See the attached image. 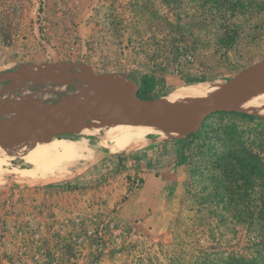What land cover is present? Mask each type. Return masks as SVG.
<instances>
[{"label":"rangeland","instance_id":"rangeland-1","mask_svg":"<svg viewBox=\"0 0 264 264\" xmlns=\"http://www.w3.org/2000/svg\"><path fill=\"white\" fill-rule=\"evenodd\" d=\"M261 60L264 0H0V72L88 69L117 74L136 91L148 75L154 88L140 92L159 98L185 79L223 85ZM11 82L0 81V101L29 82L32 98L2 109L86 88ZM243 112L252 114L210 115L194 137L150 134L124 153L94 135H58L83 140L91 154L50 163L52 174L9 159L0 173V264H225L229 253L253 256L260 247L248 238L262 241L263 229L239 223L229 199L264 196V118ZM133 114L112 111L108 121Z\"/></svg>","mask_w":264,"mask_h":264},{"label":"water","instance_id":"water-1","mask_svg":"<svg viewBox=\"0 0 264 264\" xmlns=\"http://www.w3.org/2000/svg\"><path fill=\"white\" fill-rule=\"evenodd\" d=\"M262 76L264 60L253 63L231 76L224 82L221 90L206 103L193 109H184L162 104L157 98L143 97L134 88L118 84L110 74L88 69L63 70L55 73L28 69L2 71L0 81L27 80L54 84L96 82L101 86L103 93L87 102H71L62 98L45 103H28L18 109L0 108V114L9 115L0 117V138L18 131L16 135L18 137L29 136L35 141L48 142L58 135L72 132L85 120L95 117L108 120L110 112L129 109L134 111L133 118L146 115L160 126L188 133L199 129L210 115L225 110L228 103L241 90ZM40 116H47L57 124L33 126L27 123L29 119Z\"/></svg>","mask_w":264,"mask_h":264},{"label":"bare ground","instance_id":"bare-ground-1","mask_svg":"<svg viewBox=\"0 0 264 264\" xmlns=\"http://www.w3.org/2000/svg\"><path fill=\"white\" fill-rule=\"evenodd\" d=\"M47 72L55 73L56 69H47ZM110 77L122 86L127 85L117 74H110ZM20 81L24 80L13 81L11 84H15ZM32 83L33 82L24 84L15 97L12 92H5V97L0 101V104L1 102H10L15 98L31 100L32 91L29 89L32 86ZM82 83H84L86 88L74 96H67L63 99L71 102H87L103 93L101 86L96 82ZM63 85L67 84H54L53 88L55 90H60L63 88ZM222 87V83L218 80L193 81L177 85L167 94L157 98V100L165 105L184 109H193L206 103L214 97ZM261 98L264 99V76L255 79L247 87L241 90L228 103L226 109L240 111L245 108L248 109L250 113L264 118V100ZM0 108H2V105H0ZM132 111L133 110L129 109L122 112ZM27 123L33 126H54L57 124L47 116L29 119ZM72 133L96 136L99 139L100 145L106 147L111 153L127 152L136 147L142 139L145 140L144 138L146 136L148 137L150 134H158L161 137H166L163 133L172 134L173 137L183 134V132L160 126L150 120L146 115L133 118L129 121H108L101 117H95L82 122L72 131ZM17 134L18 131H13L7 134L8 139L5 138V140L0 138V151L6 152L8 150L11 152L6 154L0 153V173L8 170L4 169L3 166L6 165L8 160L12 158L23 159L25 162L31 163L36 171L41 170V172L43 171L47 172V174H52L54 173V167L51 168L52 164L49 165L50 163H56V161L59 162L64 158H68L69 160L85 158L91 154L90 149L83 140H69L54 137L51 141L43 142L35 141L29 136L18 137L16 136ZM139 145L141 146V144ZM33 170L20 168L12 169V171L18 175L29 174ZM54 179L56 178H53V181Z\"/></svg>","mask_w":264,"mask_h":264},{"label":"trees","instance_id":"trees-1","mask_svg":"<svg viewBox=\"0 0 264 264\" xmlns=\"http://www.w3.org/2000/svg\"><path fill=\"white\" fill-rule=\"evenodd\" d=\"M202 79H197V80H190V79H185V83L188 82H193V81H201ZM155 85V80L150 78L148 75H142L140 78V88L137 90V93L143 97H148V98H154L152 96H147L142 94L140 91H145L149 92L154 88ZM240 112V111H239ZM242 112V111H241ZM244 115H246L249 118L254 117L252 114H248L243 112ZM189 135L195 136L196 132L195 131H190L188 132ZM239 162V159L235 157V164ZM237 177L236 175H234ZM228 189V188H227ZM232 193V191H231ZM229 197L231 194H228ZM230 202L234 203L235 212L237 213V218L238 222L242 224H247V227L257 225L259 229H263L264 233V196L257 198V202H255V198L246 196V198L242 199L239 198H234V196H231ZM233 199V200H232ZM258 203V204H257ZM259 237H261L260 242H256L257 239V234L254 236H251V238H248V243L251 245H254L255 247H260V249H255V252L253 256L248 257L243 254H238V253H229L226 257L225 264H264V234H259ZM215 248V247H213ZM204 256H206L204 254ZM250 256V255H249ZM192 264H199L197 261H193ZM200 264H210L209 261L207 262L204 260L203 262H200Z\"/></svg>","mask_w":264,"mask_h":264}]
</instances>
